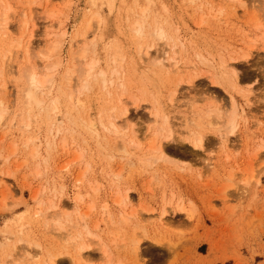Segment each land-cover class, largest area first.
<instances>
[{"label":"rangeland","instance_id":"obj_1","mask_svg":"<svg viewBox=\"0 0 264 264\" xmlns=\"http://www.w3.org/2000/svg\"><path fill=\"white\" fill-rule=\"evenodd\" d=\"M144 9L149 10L144 14ZM6 11L9 28L7 33L0 30V98L9 105L0 125V264H45L49 255H58L52 264H264V41L256 38L264 29V0H97L94 6L91 0H0V22ZM98 11L100 27H93L85 37L77 36ZM143 14L161 19L172 38H179L177 48L173 41L168 46L159 41L148 55H139L137 34L130 24ZM27 39L28 59L22 46ZM57 40L62 51L48 104L51 97L60 95L65 70L74 63L72 54L86 44L89 59L95 53L101 60L98 69L113 68L112 56L117 55L118 64L129 71L128 90L123 92L116 84L103 88L100 79L89 91L83 90L84 82L75 74L73 90L79 91L80 100L68 107L60 95L63 113L53 115L56 122L49 119L29 99L22 70L30 61L44 71L48 61L42 54ZM166 50L171 55L179 52L180 62L177 68L169 67L168 61L164 68L155 67L162 71L159 88L144 74ZM244 50L250 52L247 60L241 56ZM198 52L226 58L228 69L237 68L241 87L251 90L249 102L234 92L240 111H245L229 142L221 145L220 133L209 131L203 150L185 139L187 119L209 104L223 113L230 110L231 92L227 86L213 84L207 73L194 83L179 82L197 69H207L199 63ZM142 87L148 94L160 95L173 132L172 139L164 142L167 158L153 165L147 160L153 153L149 141L161 120L156 123L148 95H139ZM173 91L177 93L171 102ZM114 103L130 111L126 121L118 120L126 135L118 139L100 123V116ZM90 116L97 132L84 125ZM20 119L31 121L30 126L21 127ZM222 119L215 121L217 127L226 124V117ZM58 122L63 127L60 133H56ZM132 138L140 147L131 143ZM122 141L128 152L119 149ZM78 193L83 196L77 202L82 212L92 207L87 217L92 236L82 222L67 223L63 213L77 217L74 198ZM118 193L128 194L121 205L115 202ZM180 203L187 211L178 210ZM59 213H63L65 229H56ZM121 213L127 222L119 220ZM81 230L87 248L80 259L81 240L75 244L71 237ZM133 238L140 240L139 250L133 248Z\"/></svg>","mask_w":264,"mask_h":264},{"label":"bare ground","instance_id":"obj_2","mask_svg":"<svg viewBox=\"0 0 264 264\" xmlns=\"http://www.w3.org/2000/svg\"><path fill=\"white\" fill-rule=\"evenodd\" d=\"M96 1L97 0H91V3L93 4V6L96 4ZM148 10L149 9H144V10H142V13L145 14V12H147ZM1 11H3V9ZM50 13H53V12L50 11ZM8 14L9 13L7 11L4 12V13H2V16H4V17H3V20L1 19L2 22H0V30L3 33L4 32L7 33L6 31L9 28L7 26V24H9V23H7V21H8L7 20ZM144 14L142 16H139L138 18L134 19L132 21V23L130 24V27L137 34V38H136L137 41L136 42L138 43V45H137V47H138L137 51L139 52V55L140 54H141V56H143L144 54L145 55H148L149 54V51H150V49L152 47H154L155 45H159V44H157L159 41H165L164 43H166L167 46H168L167 43L169 41H173V47L175 48L178 45L177 42H178V39L179 38L177 40L173 39L174 37L172 38V36H171L172 33L171 34L169 33V31L167 30L165 24L162 22L161 19H159L157 17V18L151 20V19H149L147 17L148 16L147 14H146L147 16L144 15ZM52 15L53 14H51V16ZM91 18H92V20L90 19L91 21L90 22H87L88 24L86 23L87 24L86 28L82 32H78L79 35H77V36H83V37H85L86 35H88L87 33H89V31L92 30L93 27L96 28V29H98V27H100V23H101V20H102L101 13L99 11L98 12H94L93 15H91ZM253 18H254V16H253ZM25 22L27 23V21H25ZM256 23H258V22H256ZM256 23L254 25H256ZM257 25L259 26L260 24L258 23ZM257 25H256V27H258ZM50 26H52V25H50ZM50 26L48 27V29L51 28ZM53 26H52V28L50 30H53L54 31V29H53L54 27ZM259 27L262 28V25H260ZM259 27H258V29H259ZM24 29H25L24 31L28 32L27 31V26ZM60 30H62V29H60ZM24 31H22V32H24ZM51 33H52V31H51ZM34 34L35 33H33V35ZM62 34H61L62 36H64L66 34V29L64 31H62ZM32 36L30 35V37H32ZM249 36H251V35H249ZM257 36H256V38L258 40L260 39V40H263L264 41V29H263V32L262 31H259V35H257ZM28 39H30V38H28ZM28 39L25 40L26 43L24 42L25 44L23 43V45H22V46H25V51L27 53V55H26L27 59H28V52H29V49H30V45H29L28 41L31 40V39L30 40H28ZM58 39H60V38H58ZM254 41H256V40H254ZM54 42L51 45V47L48 48L47 52L46 53L44 52V54H42L44 56V58H46L47 61H48L47 63L45 62L46 64L43 67L45 69L44 71H41L40 69H38V66H36L37 64L36 63H32L30 61L28 62V64H26V66L23 67V70H22L24 72L25 79H26V81L28 83V85H27L28 86V88H27L28 91H26V93L28 94L29 99L33 103H35V105L37 107H40L41 106V108L43 109V111H45L46 114H48V118L49 119H51L54 122H56L58 120L53 115L54 114L57 115L60 112L63 113V111H62V105H63V103L61 105L62 98H61L60 95L63 96V98L66 101L68 107L70 105L76 106L77 100H80V99H77L78 96L76 97V93L78 94L79 91L78 90H73L75 88L73 87L74 84H72V82H73V78H74V75L75 74H78V77H79L78 78V81L81 80L82 83L84 82L83 85L81 84V88L83 90L86 89V88L88 90L92 86V84L94 82L97 83L99 79H100L99 81L102 82L103 88L104 87L107 88L108 85H110L112 87V86H114L116 84L117 85V88H119L123 92H126L128 90V89H126V83H125L126 81H125V78L126 77L128 78L129 71L127 69H124V67L122 66V64L121 65H120V63L118 64L117 57H116L117 55H113L112 56V61H113V64H114L113 65V68L110 69V67L107 66V68H104L103 67V68H99L98 69V66H99L101 60L97 59V57L95 56L96 55L95 53H94L95 55L93 54L92 57L89 59V55H90L89 54V47H88L89 45L86 44L84 47H82V49H80L79 51H77V52H75V53L72 54V60L74 61V63L72 64V66L66 68V70H65V75L63 76V83H62V85L59 88L60 95H56V96L51 97V99L49 100V104H48V101H47L46 98L51 95L52 89H53V87L55 85V83H54V80H55L54 79V74H55V71L57 70V68L59 67V63H60L59 62V58H60V54H61V51H62L61 41L57 40L55 43ZM18 44H19L18 46H20L22 44L21 41ZM169 44H170V42H169ZM250 44H252V43H250ZM262 44H263V42H262ZM182 47H185L184 43L182 44ZM254 48H255V46H254ZM168 49H170V47ZM13 50H15V49H13ZM93 50H95V49H93ZM120 50H121V48H120ZM11 51L12 50L9 47L8 48V55H5L4 54L7 57V59H9L11 57V56H9V55H11L10 54ZM206 52H208V51H206ZM244 52H245V50H244ZM42 53H43V51H42ZM178 53L176 52L175 54L178 55ZM29 54H31V53H29ZM164 54H165V56L163 57L164 59L161 58L159 61L154 62L153 63V67L154 68L149 69L148 72L144 74L145 75V77H144L145 79L149 80L155 87H159V88H160V86L158 84H159V82L162 81L161 80L162 71L161 70H158V69H157L158 70L157 71L156 70L157 66L158 67H161V68L162 67L164 68V66L165 67L167 66L165 64V61H168L169 67L172 66V68L173 67H176L177 68L178 67V63L180 62V60H179L180 58H178L176 55L169 54V51L166 50V52ZM249 54H250V52H247L246 51L241 56H242V58H244L245 60H247L249 58L248 57ZM196 55L200 59L199 63L201 62V65L203 64L207 69L204 68V72H202L203 70L201 68H200L201 71H199L197 69L196 72L189 73L187 79H184L183 77L181 79H179V82H183L184 80H186L188 82L194 83L195 82L194 80L196 79V77H199L201 73H203V74L204 73H207L209 75L208 77H210L211 82L213 84H217L219 86L220 85L221 86H227L230 89V92H231V94H230L231 95V97H230V99H231L230 100L231 101V106H230V110H228V111L225 112L226 114L223 113V111L221 109L215 108L213 106V104H209L208 107L206 109H204V110L197 109L196 112H195V114H194V117L187 119L188 121L186 120L187 121L186 122V125H187V129H188L187 132L188 133H187V136H185V139L195 149H202L203 150L204 147H205V145H206V143H207V140H208L207 137L209 136L208 135V132L209 131H213V132L220 133L219 135L221 137V140L218 141V142H220L221 145L227 144V142H229L230 135L231 134L232 135L235 134L236 131H237V128L239 126V118L242 116V112L244 110L243 107L240 105V108L242 107L241 110L243 109L242 111H240V109H239V104L240 103L237 101V97H236V94H234V92L240 94L243 98H245L246 102H249L248 99H249V95H250V91L251 90L241 87V85H240V83H241L240 82V76H239L240 74H238L239 72L237 73V68L235 66H232L231 69H228V67H230L231 65L229 64L230 66H228V62H226V58H224L223 56H220L219 57L220 59H219V58L214 57V56L207 57L208 55L205 56V55H203V54H201L199 52ZM209 55L211 56L212 54L209 53ZM237 56H238V53H237ZM52 57H55L57 59L56 60H53V61H50L49 59L52 58ZM7 59H6V61H7ZM132 62L134 63L135 61H132ZM229 62H231V61H229ZM133 63H131V64L133 65ZM4 66H5V64H4ZM135 68L136 67H134L133 69H135ZM4 70H5V67H4ZM205 70H206V72H205ZM109 74L111 75V78L109 77ZM4 76H5L4 75V71L2 70L1 77H4ZM114 76H116V79H114ZM149 86H146L144 88H147V91H148V87ZM58 87H59V85H58ZM144 88L142 87L141 89L140 88L138 89L139 90L138 92H140L139 95L141 97H144L145 95H148V99H150V102L152 103V104L150 103L151 106H152V110L151 111H153L152 112V115H154L155 120L157 121V122L156 121L155 122L156 123H159V121L161 120L159 126H157V128H155V131L153 132L152 137H151V139L149 141L150 142L149 148H150V150H152L153 153L151 154V156L147 157V160H148V162H150V164L153 165L154 163H158L159 161L165 160V158H167L166 155H165V153H166V147H165L164 142L167 143L168 141H170L172 139L173 132H172V127L170 125V120L168 118V115L164 112V110H163V108L161 106V101H160V98H159L160 95L158 97V95H156V94H148V93H150V91L147 93ZM3 89L6 90V86L5 85H4ZM158 90H160V89H158ZM82 91L80 90V92H82ZM107 91H108V89H107ZM176 93L177 92L173 91L171 93V96L168 95V96H170V101L171 102H173L174 95ZM110 94H112L111 91H110ZM110 94H108V96H110ZM121 95H125V93L120 94V97L118 96L119 99L121 98ZM134 98H136V97H134ZM145 98H147V97H145ZM136 100H134V101L138 102V100H140V99H136ZM142 100H143V98H141V101ZM79 102H81V101H79ZM148 102H149V100H148ZM122 103L123 102H121V105H123ZM211 103H213V102H211ZM8 106H7V104L4 103L3 99L0 98V125L1 126H2V121L6 117V114L9 112L8 111V109H9ZM48 107H49V109H48ZM43 111L41 110V112H43ZM220 111H222V112H220ZM129 112H130L129 111V108H127L125 106L121 108V106L119 107V104H117V103L116 104L115 103L112 104V106L110 107V109L108 111L109 114L108 113H105L106 115H103L102 114L100 116V118H101L100 123H101L102 128H104V130H106L107 132H110V133L115 134V138H117V139L120 138V137L126 136L125 133H122L121 132L120 126H122V123H119L118 120L119 119H122V121L123 120L126 121L125 119L128 117ZM68 114L65 113V116H68L69 117L70 114L69 115ZM216 115H217V117L219 116V118H217V119H220V120L222 118L226 117V121H224V122H226V124L225 123H224L225 125L222 124V125H224V127H222V126H221V128L220 127H217V125H216L217 123H215V121L217 120V119H215L216 118ZM106 117H108V118H106ZM54 118L56 119V121L54 120ZM105 118H106V120H105ZM29 120H31V118H29ZM19 121H20L19 122L20 123V126L22 125L21 127H23L24 125H25V127H29L30 126L29 122H31V121H29V122L27 121L28 123H25L24 122V119H20ZM83 121H84V123H85L84 125H85V127H87L88 131H94V132H97L98 131L96 129V123L91 119V116H90V118L88 117L87 119H84ZM118 123L121 124V125H119ZM54 125H56V123H54ZM218 126H220V125H218ZM62 128L63 127H62L61 123H59V126L56 125V133L62 132ZM136 136L134 135V138ZM134 138H132L131 143H133L134 145H136V147H140V144L141 143L139 144L138 142H136ZM33 140H34V138H33ZM33 140L32 139H29V141H33ZM105 140H108V138L105 137ZM123 140H125V139H123ZM262 143L263 144L261 145V148H264V140L262 141ZM114 146H116V144H114ZM119 149H121L122 152H128V149L126 147V144L123 141H122V146ZM127 198H128V194L127 193H125V194L118 193L117 196H116V198H115V202L117 204L121 205V204L124 203V201ZM82 200H83V196L81 194H79V193L74 198L75 205H77L76 206L77 207V210L74 211L76 213V216H77L76 218H75V216L73 217L72 215H69L66 212H63V213L65 215H67L66 216L67 219L65 218L67 223L69 222V223H72L74 225V224H78V223H81L82 222L83 223V227H84L83 229L86 231L87 235L88 236H92V235H94V233L91 230V228L89 226V223L87 221V217L89 215L90 208H92V207L90 206L89 210L87 212L85 211L86 213H83L84 211L82 212V210L79 207V204H77V202L82 201ZM183 204L184 203H180L179 206H177L178 210H180L181 212L182 211H187L186 210V207ZM55 205H54V207L57 208V205L56 206ZM103 206H104L103 208H104L105 213L107 214V216H110L111 214H110V212H108L109 205L105 204ZM51 207H53V206H51ZM188 207H189V205H188ZM164 210H163V213H162V216L163 217L166 216L165 215L166 213L164 212ZM188 212H189V210H188ZM63 213H59V214L56 215V217H57V224H55V226H57L56 229L57 228L58 229H65V227H66V223H63L62 222V219H61ZM184 213H186V212H184ZM119 220L121 222H127L128 221L127 216L124 215V214H122V213L120 215ZM119 225H120V223H119ZM97 227H99V225ZM83 233H85V232H83L81 230V231L78 232V234H76L73 237H71L72 242H74L75 244L78 243L81 240V244L78 245V246H80L79 251H78L79 252V256H80L79 258L80 259L82 257V251H84L87 248V245L85 243H82L83 242V238H84ZM100 239H102V238H100ZM132 242L134 243V245H133L134 247L133 248L135 250H139L140 240L137 239V238H133L132 239ZM102 243H104V242H102ZM78 246H76V247H78ZM105 247H106V244H105ZM103 252H106V250L104 249ZM27 254H30V252L27 253ZM31 256H32V254H31ZM57 257H58V255L57 256L49 255L48 258H47V260L45 259V261H46L45 264L55 263ZM212 261H214V260H212ZM212 261H210V263Z\"/></svg>","mask_w":264,"mask_h":264},{"label":"crops","instance_id":"obj_3","mask_svg":"<svg viewBox=\"0 0 264 264\" xmlns=\"http://www.w3.org/2000/svg\"><path fill=\"white\" fill-rule=\"evenodd\" d=\"M210 148H212V146Z\"/></svg>","mask_w":264,"mask_h":264}]
</instances>
